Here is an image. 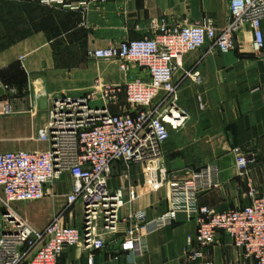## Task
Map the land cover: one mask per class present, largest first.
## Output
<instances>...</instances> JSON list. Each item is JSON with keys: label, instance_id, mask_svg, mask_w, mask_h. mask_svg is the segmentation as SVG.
I'll return each instance as SVG.
<instances>
[{"label": "built area", "instance_id": "2783aa9c", "mask_svg": "<svg viewBox=\"0 0 264 264\" xmlns=\"http://www.w3.org/2000/svg\"><path fill=\"white\" fill-rule=\"evenodd\" d=\"M58 11L87 16L93 7L111 0H23ZM231 21L219 30L212 19L191 25L152 20L150 34L140 40H125L104 49H92L87 58L112 62L124 75L122 84H103L102 97L97 91L81 96L62 95L52 99L48 124L37 140L47 150H16L0 153V201L8 210L13 203L43 201L56 182L68 175L73 181L65 207L44 229H36L18 217L0 229V264H60L71 248L102 251L119 240L130 251L144 234L171 226L181 219L197 223L195 248L188 263L198 264L204 253L219 240L221 233L230 237L246 257L264 264V195L248 183L250 205L218 212L198 205V195L220 186L217 169L210 166L190 178L169 182L176 197L174 206L155 221L146 211L121 217L122 209L132 201L124 191L113 190L110 181L113 166L121 163L127 170L157 164L172 132H179L188 120L180 107V90L186 79L198 81V74L187 72L180 81L175 75L183 68V58L204 49L203 58L227 55L237 49V36L245 26L253 33V50L264 51V0H231ZM9 97L18 95L5 85ZM124 95L131 111L112 113L118 97ZM200 107L205 109L202 98ZM10 114L8 106L0 115ZM240 177H248L255 155L234 148ZM131 196L136 193L129 185ZM82 207L80 226L64 224L74 207ZM91 264L93 259L91 258Z\"/></svg>", "mask_w": 264, "mask_h": 264}, {"label": "crops", "instance_id": "0c3cea01", "mask_svg": "<svg viewBox=\"0 0 264 264\" xmlns=\"http://www.w3.org/2000/svg\"><path fill=\"white\" fill-rule=\"evenodd\" d=\"M230 2L111 0L103 6L93 7L84 17L23 0H0L7 19L15 10L27 14L33 12L28 11L32 7L41 12L37 25L28 21V31L18 38H11L15 32H10L0 20V102L2 109L6 106L10 109V114L0 116V128L7 129L8 135L20 138L18 140L28 136L26 140L35 142L33 150H47L49 145L38 141L37 137L48 124L54 97L67 94L79 96V92L86 90L99 75L104 80L116 76L117 83L124 80L117 65L113 71H104L99 75L92 71L89 66L95 61L87 58L89 50L109 48L125 40H140L150 34L151 21L162 18L180 25L212 19L222 30L231 21ZM262 27L264 31V21ZM237 44L236 51L227 55L218 53L203 58L204 49L189 53L183 58L182 70L175 75L177 82L187 72L199 77L198 81L186 79L180 90V104L189 109L193 118L192 126L182 133L183 146H199L198 126L205 125L210 128L206 135L215 132L214 136H206L211 137L207 146L218 151L201 166L192 161L186 163L184 159L181 162L179 156L173 154L167 159L171 165L170 173L166 170L167 174L160 171L158 163L137 165L131 170L125 169L121 163L114 164L111 189H122L127 200L132 198L122 209V218L146 211L148 220L155 221L176 201L169 182L190 178L210 166L217 169L220 186L200 193L199 206L218 212L244 208L251 203L249 182L264 195V51L261 55L254 53L253 33L249 26L239 33ZM5 85H13L18 95L9 97L3 88ZM198 98H202L205 111L197 108ZM237 147L255 155L248 177L238 174L237 156L233 152ZM181 163L183 168L180 169H188L187 175L182 178L175 170V165ZM61 182L42 202L25 213L33 219L44 218L50 223L65 207L66 195L73 188V181L68 175ZM129 185L136 190L132 196ZM59 198L61 201L56 202ZM81 221L82 207L77 205L65 216L64 224L80 226ZM48 224L33 227L41 230ZM141 233L144 239L130 251L123 250L119 240L102 251L86 252L74 247L62 255L60 264H91V258L93 264H189L188 253L195 248L197 235L194 220L181 219L171 226L154 229L147 234L142 230ZM198 264L257 263L246 257L230 237L221 233L218 242L204 253Z\"/></svg>", "mask_w": 264, "mask_h": 264}, {"label": "rangeland", "instance_id": "374dc122", "mask_svg": "<svg viewBox=\"0 0 264 264\" xmlns=\"http://www.w3.org/2000/svg\"><path fill=\"white\" fill-rule=\"evenodd\" d=\"M15 10V9H14ZM28 11H33L32 13H27L24 14L23 12L19 11V10H15L13 11L11 18L7 19L5 12L3 13V16L0 18L2 24L6 27H9V29L14 30L11 32H15V34H13V36H15L14 38H18L19 36L23 35L24 33H26L28 31V27H29V23L28 21H30L32 24H36L37 25V21H38V17L40 16V11L39 10H35L34 8H30L28 9ZM9 23V24H8ZM20 34V35H19ZM12 36V35H11ZM92 71L96 72V74L98 73H103L104 71H113L115 69V64L112 62H93L92 64L90 63V66ZM116 77V76H115ZM110 77L106 80H104L102 78V76H97V78L93 79L91 85L84 91L79 92V96L86 94V93H91L93 91H97L98 97H102V87H98L97 86V81H101V83L103 84H122L124 82V80L122 81V83H117L119 80L116 77L115 78ZM121 82V81H120ZM69 96H78V95H72V94H67ZM62 96V95H61ZM116 105H112L111 106V112L112 113H121L122 111H131V107L126 103L125 101V97L124 95H121L118 97L117 101L115 102ZM196 106L200 111H205L202 110L199 104V101L196 100ZM180 107L187 113L188 115V120L185 124V127L179 131V132H172L170 141L165 145L164 147V155L163 158L158 161L159 164V169L161 172L166 173V170L168 171V173H170L171 169L170 166L168 164V157H172L173 154L179 156V158L181 159V162L183 161V159L186 161V163H190V161H192L193 163H196L197 166H201L204 163H206L207 161L212 159V155L215 153V151L218 149H214L212 147L207 146V144L209 143L211 137H206L208 136H214L215 132H209L207 135L206 133L208 132V129L210 128H206L205 125L202 126H198V129L200 132L197 133V139L200 141L199 142V146L194 147V148H185L183 146V142H182V133H184L188 128H190L193 122V118H192V114L189 111V109L183 107L180 104ZM206 108V107H205ZM2 116V115H0ZM32 134V132H31ZM32 137V136H30ZM29 137L26 136L24 138H22L21 140H18L20 138L16 137V136H10L8 135L7 129H1L0 128V150H7V151H11V150H28V151H32L33 147L32 145L35 143L34 141H29L26 140ZM15 146L17 148H15ZM0 151V152H1ZM176 158V157H175ZM183 164H178L175 165V170L177 169V174L179 176H181L180 178L184 177L187 175V170L188 169H180L179 167H182ZM179 170V171H178ZM62 182H56L55 185L53 186V188L55 186H59L61 185ZM61 198H59L56 202H60ZM42 201H36V202H26V203H13L10 205V209L8 210V208L5 207V205H3L0 201V229L1 227L5 226L7 224V221H9V219L7 218V216H12V217H18L20 219H23L24 221L28 222L31 226L37 227L38 225L44 224V223H49L48 220L45 221L46 219L44 218H31L29 215H27L25 212L27 209L31 208L32 206L40 203ZM7 211L9 213V215H5L4 212Z\"/></svg>", "mask_w": 264, "mask_h": 264}, {"label": "trees", "instance_id": "16d2710c", "mask_svg": "<svg viewBox=\"0 0 264 264\" xmlns=\"http://www.w3.org/2000/svg\"><path fill=\"white\" fill-rule=\"evenodd\" d=\"M36 5H38V6L40 7L39 4H36ZM41 7H42V6H41ZM49 9H50V8H49ZM52 10H53V9H52ZM25 12H27V9H26V8H25ZM1 15L3 16V10H2V8H1V6H0V18L2 17ZM11 31H14V30H11V29H10V32H11ZM19 35H20V34H19ZM14 37H15V36H12L11 38H14ZM12 86H13V85H12Z\"/></svg>", "mask_w": 264, "mask_h": 264}, {"label": "water", "instance_id": "95a60500", "mask_svg": "<svg viewBox=\"0 0 264 264\" xmlns=\"http://www.w3.org/2000/svg\"><path fill=\"white\" fill-rule=\"evenodd\" d=\"M5 215H9V213L7 211L4 212Z\"/></svg>", "mask_w": 264, "mask_h": 264}]
</instances>
